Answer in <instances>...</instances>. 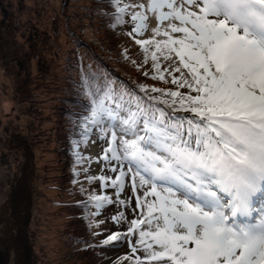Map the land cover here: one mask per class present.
Returning a JSON list of instances; mask_svg holds the SVG:
<instances>
[{
  "label": "snow or ice",
  "instance_id": "obj_1",
  "mask_svg": "<svg viewBox=\"0 0 264 264\" xmlns=\"http://www.w3.org/2000/svg\"><path fill=\"white\" fill-rule=\"evenodd\" d=\"M111 4L114 26L131 24L143 63L151 60L150 78L170 77L176 90L140 85L141 97L85 79L74 155L84 162L80 145L96 133L106 145L96 162L114 175L86 177L112 195L89 192L84 207L93 216L126 207L130 180L139 210L113 216L127 231L102 243L127 241L131 264H264V0Z\"/></svg>",
  "mask_w": 264,
  "mask_h": 264
},
{
  "label": "rangeland",
  "instance_id": "obj_2",
  "mask_svg": "<svg viewBox=\"0 0 264 264\" xmlns=\"http://www.w3.org/2000/svg\"><path fill=\"white\" fill-rule=\"evenodd\" d=\"M114 12L111 0H0V264H131L127 241L102 243L127 231L113 216L139 212L130 180L126 207L108 205L99 216L84 207L89 192L112 195L86 177L114 174L96 162L106 146L96 133L76 161L72 141L89 103L83 85L115 81L141 97L140 85L176 86L150 78L151 60L143 63L131 24L114 26ZM155 26L151 19L142 38Z\"/></svg>",
  "mask_w": 264,
  "mask_h": 264
},
{
  "label": "trees",
  "instance_id": "obj_3",
  "mask_svg": "<svg viewBox=\"0 0 264 264\" xmlns=\"http://www.w3.org/2000/svg\"><path fill=\"white\" fill-rule=\"evenodd\" d=\"M72 81H69L68 84H71Z\"/></svg>",
  "mask_w": 264,
  "mask_h": 264
},
{
  "label": "bare ground",
  "instance_id": "obj_4",
  "mask_svg": "<svg viewBox=\"0 0 264 264\" xmlns=\"http://www.w3.org/2000/svg\"><path fill=\"white\" fill-rule=\"evenodd\" d=\"M153 26V25H152Z\"/></svg>",
  "mask_w": 264,
  "mask_h": 264
}]
</instances>
